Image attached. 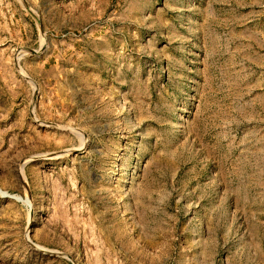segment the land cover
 <instances>
[{"label": "rangeland", "instance_id": "1", "mask_svg": "<svg viewBox=\"0 0 264 264\" xmlns=\"http://www.w3.org/2000/svg\"><path fill=\"white\" fill-rule=\"evenodd\" d=\"M0 264H264V0H0Z\"/></svg>", "mask_w": 264, "mask_h": 264}]
</instances>
